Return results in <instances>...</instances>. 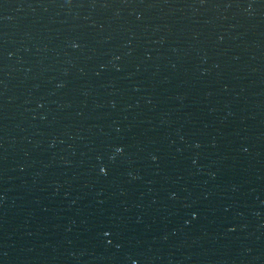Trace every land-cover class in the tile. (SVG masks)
<instances>
[{"label":"water","instance_id":"1","mask_svg":"<svg viewBox=\"0 0 264 264\" xmlns=\"http://www.w3.org/2000/svg\"><path fill=\"white\" fill-rule=\"evenodd\" d=\"M0 264H264V0H0Z\"/></svg>","mask_w":264,"mask_h":264}]
</instances>
